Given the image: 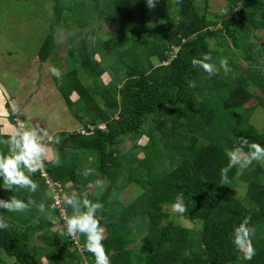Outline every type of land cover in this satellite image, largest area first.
Here are the masks:
<instances>
[{"label": "trees", "instance_id": "16d2710c", "mask_svg": "<svg viewBox=\"0 0 264 264\" xmlns=\"http://www.w3.org/2000/svg\"><path fill=\"white\" fill-rule=\"evenodd\" d=\"M195 3L159 0L149 9L146 0H53L37 58L45 63L58 30L68 31L72 68L53 82L79 129L52 135L61 142H48L54 156L48 152L43 168L31 175L37 192L7 191L0 180V199L30 198L46 207L45 214L35 207L0 209L9 224L0 229V264H95L81 250L85 237L75 245L66 234L60 209L51 207L50 184L60 190L68 215L65 194L103 204L96 215L110 264H264V161L233 167L226 185L220 178L225 148L239 147L241 139L264 147V133L249 123L252 103L264 108V45L256 42V33L264 32V0H226V9L239 7L229 17L208 15V0L203 12ZM101 21L113 26L109 35H99ZM205 53L217 68L226 57L231 71L209 78L194 68L191 60ZM127 138L133 143L122 153ZM7 152L0 144V153ZM85 169H91L87 178L79 174ZM99 177L107 184L87 192ZM129 185L140 193L123 204L119 196ZM236 187L244 189L242 197L234 195ZM178 193L188 209L179 216L198 229L164 223ZM248 216L255 248L250 261L231 242L234 227ZM56 222L61 227L53 230Z\"/></svg>", "mask_w": 264, "mask_h": 264}, {"label": "rangeland", "instance_id": "374dc122", "mask_svg": "<svg viewBox=\"0 0 264 264\" xmlns=\"http://www.w3.org/2000/svg\"><path fill=\"white\" fill-rule=\"evenodd\" d=\"M195 4L198 10L203 12V0H196ZM208 4V15L224 13L229 17L239 9V7L234 10L226 9V0H208ZM52 5L53 0H0V85L9 96L7 99L9 103H6L4 108L5 118L10 126L13 124L10 114H14L12 103L15 102L20 109L23 106L24 109H21L18 116L29 127L38 124L42 128L48 129L50 134H57L60 131L78 130L79 123L70 114L62 96L56 90L53 82L55 79L49 70L51 67L59 69L62 78L63 74L72 68V63L68 59V49L71 45L66 43L68 31L65 28L58 30L55 35V48L45 63H40L37 58L38 50L49 32ZM100 26L99 35H109L113 30V26L105 21H101ZM89 30L90 28L83 29V36L87 35ZM256 42L259 43V46L264 45L263 31L256 33ZM145 46L154 48V44L150 42L145 43ZM214 48L217 49L215 46ZM152 62L154 65L159 64L156 58H152ZM103 79L108 81V76L105 75ZM251 92L256 93L252 87ZM70 99L74 101L77 99V95L72 94ZM249 123L259 132L264 133V108L259 106L256 101L252 103V115ZM132 143L133 141L127 138L121 146L122 153L130 150ZM140 143L144 144L145 141L142 140ZM48 147V152L53 153L52 156H54V150H51L50 146ZM98 180H102L103 185L107 184L103 178L99 177ZM94 191L95 189L87 188V192L93 193ZM139 193L138 186L129 185L119 198L123 204H128ZM243 194L244 189L236 187L234 195L242 197ZM165 210L168 214V218L164 221L165 224L172 222L182 227L198 229L196 222L181 218L179 214L171 210L170 206H167ZM60 227V223L56 222L53 230ZM71 239L77 245V238L71 237ZM6 262L13 264L12 259H6Z\"/></svg>", "mask_w": 264, "mask_h": 264}, {"label": "clouds", "instance_id": "9594fccd", "mask_svg": "<svg viewBox=\"0 0 264 264\" xmlns=\"http://www.w3.org/2000/svg\"><path fill=\"white\" fill-rule=\"evenodd\" d=\"M159 0H146V7L153 9L156 7ZM212 57L210 54H203L202 58H193L191 65L194 68H200L206 72L210 77L218 74L220 70L225 73L231 71L226 57L219 59V68L210 61ZM166 65V62H163ZM50 72L53 76L60 80L61 73L59 69L51 67ZM189 88H195V81H188ZM13 118V131L7 139H0V144L5 145L8 149L7 154L0 153V180H2L3 189L13 191L14 189H26L31 193L37 192L39 185L31 179V175L41 170L44 166V159L48 154V142L59 144L61 142L59 136H52L48 129L41 128L38 124H33L31 127L23 120L18 114L21 112L19 106L12 103ZM15 116L18 118V125L15 121ZM245 148L247 152H245ZM228 163L220 170L221 184L226 185L229 183V171L239 165L244 168L251 165L254 161H264V147L257 143H249L247 139H241L240 146L234 149H224ZM91 169H85L82 173L85 178L90 174ZM103 181L96 180L88 184L90 190L102 188ZM61 201L58 199L57 204ZM63 203L70 206L72 214H67V209H62L64 212L63 221L66 234L71 237L79 236L85 237V243L82 247V252L91 253L94 257L95 264H110L109 256L102 241L104 240L105 229L101 227L100 221L97 218V212L103 209V204L99 202H92L84 198L78 199L76 196H69L67 194L63 197ZM35 207L38 212L45 214L46 207L44 203L36 204L32 199L27 202L16 198L10 197L8 200L0 199V209L6 212H25ZM55 208L56 205H51ZM174 213L183 216L188 209L184 203L183 193H178L175 201L170 205ZM251 217H245L238 226L234 227L231 237V242L236 251L242 254L244 260L250 261L255 255V248L252 244V235L254 229L248 227ZM8 222L0 215V229H7ZM188 255V253H185Z\"/></svg>", "mask_w": 264, "mask_h": 264}, {"label": "crops", "instance_id": "0c3cea01", "mask_svg": "<svg viewBox=\"0 0 264 264\" xmlns=\"http://www.w3.org/2000/svg\"><path fill=\"white\" fill-rule=\"evenodd\" d=\"M74 94V93H73ZM9 98L6 90L0 85V134H8L10 135L13 131V124L11 126L8 124L5 116H6V111H5V104L9 103L7 99ZM21 109H24L23 106ZM36 119V117H34ZM42 128V126H40ZM52 134V133H51ZM53 135V134H52ZM52 150V149H51ZM53 154V153H51Z\"/></svg>", "mask_w": 264, "mask_h": 264}, {"label": "built area", "instance_id": "2783aa9c", "mask_svg": "<svg viewBox=\"0 0 264 264\" xmlns=\"http://www.w3.org/2000/svg\"><path fill=\"white\" fill-rule=\"evenodd\" d=\"M15 121H16V124L18 125V118H17V116H15ZM42 174H43V176H45L46 177V173H44V171L42 170ZM50 188H51V190H52V192H53V195H54V204L56 205V207H58L59 209H60V211H61V214H62V218H63V215H64V212L62 211V207H61V199H60V197H59V191L60 190H58L57 189V191L55 190V188L50 184V186H49ZM55 196H56V199H55ZM60 200L61 202L60 203H58L57 204V200ZM53 204V205H54Z\"/></svg>", "mask_w": 264, "mask_h": 264}]
</instances>
